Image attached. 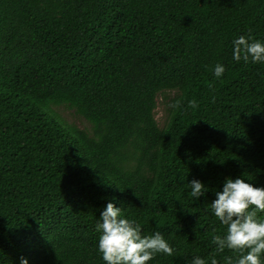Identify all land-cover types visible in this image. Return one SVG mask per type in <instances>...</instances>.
<instances>
[{
    "label": "trees",
    "instance_id": "trees-1",
    "mask_svg": "<svg viewBox=\"0 0 264 264\" xmlns=\"http://www.w3.org/2000/svg\"><path fill=\"white\" fill-rule=\"evenodd\" d=\"M249 35L264 43V0H0V264H104L108 203L175 250L148 264H210L216 192L264 187V63L233 58Z\"/></svg>",
    "mask_w": 264,
    "mask_h": 264
},
{
    "label": "clouds",
    "instance_id": "clouds-1",
    "mask_svg": "<svg viewBox=\"0 0 264 264\" xmlns=\"http://www.w3.org/2000/svg\"><path fill=\"white\" fill-rule=\"evenodd\" d=\"M233 58L245 63H264V43L249 36L233 40ZM225 72L221 64L214 67V76L220 78ZM177 101L173 107H178ZM188 107H198L197 101L188 102ZM190 197L198 199L204 195L205 186L198 180L189 184ZM211 211L224 226L223 235L214 234L212 244L216 252L210 257V264H218L216 253L230 250L233 256L225 257V264H264V187H255L243 178L226 179L222 191L216 192ZM98 252L104 264H148L157 254L172 256L174 249L160 232L151 235L142 233L141 224L136 220L122 217L121 208L108 203L96 224ZM21 264H28L21 259ZM191 264H207L200 256Z\"/></svg>",
    "mask_w": 264,
    "mask_h": 264
},
{
    "label": "rangeland",
    "instance_id": "rangeland-1",
    "mask_svg": "<svg viewBox=\"0 0 264 264\" xmlns=\"http://www.w3.org/2000/svg\"><path fill=\"white\" fill-rule=\"evenodd\" d=\"M173 95L172 92L158 94L156 97V107L154 109V120L159 128L166 125L167 122V101ZM52 111L66 125L74 126L78 129L89 131V124L80 116L76 115L72 109L64 106H51Z\"/></svg>",
    "mask_w": 264,
    "mask_h": 264
}]
</instances>
